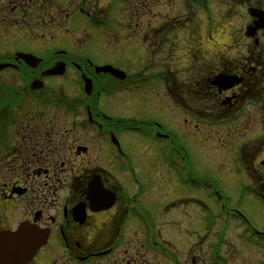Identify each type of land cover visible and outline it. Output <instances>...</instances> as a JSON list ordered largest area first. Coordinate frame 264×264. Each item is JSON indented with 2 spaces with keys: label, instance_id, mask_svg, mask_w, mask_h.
Returning <instances> with one entry per match:
<instances>
[{
  "label": "rangeland",
  "instance_id": "1",
  "mask_svg": "<svg viewBox=\"0 0 264 264\" xmlns=\"http://www.w3.org/2000/svg\"><path fill=\"white\" fill-rule=\"evenodd\" d=\"M149 2L150 4L147 6L148 9L135 14L131 21H128L129 18L126 20L122 16L121 12L125 8L122 6L119 15V23H117L118 17L113 22L110 20L108 22L105 21L107 24L105 28L108 29V33L104 32V38H100L101 34H99V30L93 31V35L96 38H92L89 33L85 34V31H81L78 35L79 39H85L84 42H87L86 46L88 47V52L98 57L100 60L99 62H112L118 65L121 70L124 69L130 74L126 80L125 90L117 95L110 94L109 96H105L103 98V105L109 114L120 115L127 119L135 117L154 119L160 123L163 129H168L178 134L181 140L189 143L193 152H201L200 158L204 156L202 159L196 161L198 167H193L192 164L188 163L189 171L193 175L210 182L215 180L214 174L219 175L223 179L224 184L228 183V186L222 189V194L226 197L224 203L226 201L227 205L235 208L238 207L240 210H237L245 213L250 217V220H252L253 217H256L252 215L258 210V203L256 200L252 199L249 193L236 190V188L241 189L243 185L242 181L239 178L238 181L236 179L233 181V177L230 176H233V172L230 167H227L229 165H226V161H228L227 159L230 155V152L225 153L227 148L231 151L238 142H232L228 147H224V143L217 141L221 139L222 133L224 137H230V141L235 140L234 138H236L238 134L240 135L243 130L241 129V125H238L240 124L238 123L240 119L236 122L233 121L224 125V130L221 129L220 127L222 126L219 125L206 126L198 124L195 117H189V113L186 111L185 106L190 108L192 112L201 111L202 107H209L215 111H220L218 105H223V102H217L218 105H215L213 99L209 97L207 92L199 88L193 92L196 86H192L189 81L184 82L185 80L173 79V77H171L172 70L160 66V61L162 60L160 56H169L168 62L171 61L170 55L166 53L160 54L162 48L166 45L156 48L150 54V58L155 60L151 62V66H147L143 63L146 61L144 57L145 54L142 52L143 49L141 47H139L140 49L134 47L136 42L133 37L127 36L128 40H126L121 38L116 32H131L130 30L144 32V30L146 31L147 29L150 31L156 28L160 29L161 27V35H158V38H162L163 44H167L170 37L162 36V33L164 29H171L172 22L164 23L165 17H182L183 15L187 17L190 12V9L187 8V4L191 3L192 0H149ZM255 2L264 4V0H249V6L253 7ZM216 4L217 22H213L214 26L212 27L208 24L207 20L202 17L203 12L199 9L198 4L194 5L193 3L194 8L191 6V9H193V11H196V9L198 10V18L192 19V25L194 28L200 25V35L202 33L204 39L202 38V40L197 43L194 40L182 41L189 43L190 46L195 48L194 55L198 53L199 62L203 61L202 59L207 61L208 58L215 53V56L220 58L216 64V67H218L224 65L221 60L222 58L234 53L232 43L227 38L228 31H231L230 34H232L236 29H242L245 22H249V17L244 12L245 3L244 5H240L239 3L232 4L231 0H226L225 2L224 0H216ZM227 9L230 17H226L228 14L224 17L225 10L227 12ZM194 15L195 13L192 14V16ZM135 24H137V28H135ZM74 27L80 30L84 27V24L82 23L79 24V27ZM206 30L212 31V40L208 39ZM8 38L11 42L6 43L4 46L12 44L16 40L15 37L12 40L10 37ZM103 40L107 41H104L103 44ZM14 44L16 46L14 48H23L21 43ZM127 44L128 46H126ZM227 45L230 46L229 50L225 49ZM182 47L183 44L181 45V48ZM70 52L78 54L79 48L72 46ZM180 54L185 58L183 62L186 63L189 61L183 51H181ZM141 55H143V58L139 57ZM140 63H142L141 67L136 66V64ZM166 72L169 73L170 78L174 80L173 82L170 80L166 82ZM11 75L12 74L7 72L1 77L3 81L0 82V118L4 117L2 116L3 113L7 114L11 111V106L4 103L2 100L3 89L8 85H14L13 83H15V85L18 84V82L22 83V80H14ZM132 79L133 81L130 82ZM49 85L54 90L58 89V92H65L67 94L69 90L72 89L68 80L64 79L59 82L51 80ZM175 92H179V94L177 95ZM172 95L174 98H172ZM148 96L152 97L153 103L148 102ZM222 99V96H218L216 101ZM35 109L36 106L33 103L28 104L22 110V112H24V117L28 114L31 117ZM37 109H40L44 115H46L44 119L36 120L37 124H30L29 122H23L20 126L17 124V129L21 132V135L28 131H41L43 134L45 133L44 137L41 135L42 137L40 140L42 145H39L34 152L28 150L26 153L24 147L20 146L21 141L15 143L13 146L11 143L4 145L3 138L0 139V199L4 202V205L0 207V229H6L10 227V225L13 226L21 220L25 214L32 212L34 208H43L48 212L46 213L47 216L55 215L56 212H54L53 209L54 205L51 202L47 205L46 202L52 200L61 202L66 196V191L69 192L68 196L74 195L78 198L81 192L73 190L75 188L74 184L71 186L72 188H70V185L74 182L73 180L76 179V177L80 178L81 176L89 174L86 168H92V165H85L86 161L101 165L105 164V167L111 171V174L117 177L119 184L123 183L122 186H118L117 189H114L117 196L118 189L122 190L123 187L129 186L127 176H125L122 171L124 170L123 164L130 162L133 166H136V168L138 164L143 168H137L139 177L143 181V192L140 199L145 208L147 222L151 224L155 223V228L159 229L156 230V238L159 239V236L163 238L157 242V247H152L149 250L147 246H151L150 239L152 238L148 237V231L151 230L149 228L152 226L143 227L144 223H140L133 215L129 216L124 224L119 226L118 220L116 219V221H114L111 212H102L99 214L90 212L88 220L85 221L84 224H79L77 230L72 232L69 231V233L71 232L72 236L80 241H82V238L91 240V238L94 237V239L91 240V246H100L103 247V249L109 246L116 234L118 244L114 248L103 253L99 261L81 263L75 261L68 253L63 252L65 250L64 247L63 250L59 247L54 249L48 247L49 250H46L45 253H41L40 256L38 255L37 261H35L37 264H125V261H128L129 264H173L172 261H174V259L171 253L175 255L174 258L177 259L178 262L184 259L183 256L186 255L185 250L189 247L188 243L194 240L191 234L192 229L197 230V234L203 237V239H206L207 242L215 239L212 228L215 230L218 228L221 230L225 229V232H229V227L220 222L219 219L221 218L215 216L217 215L215 211H213L215 213V215H213L214 221L213 223H209L211 216L207 217L206 213L211 211L209 209L213 208L209 201L204 200L205 205L199 203V206H197L198 210H196L197 207L195 206L194 209H190L193 207L192 205H195L193 199H196L192 197L191 194H188V197L187 195L180 197V201L176 204L170 201L174 198L178 199L180 194L190 189L183 188L179 185L174 172L169 166L171 164L170 161L168 160L167 163H164L161 157L158 158L159 144L151 142L147 136L138 137V135L129 133L122 136L124 144V146L122 145V150L126 153L127 149L130 154L127 158H117L108 144L100 141H94L89 148H84L87 150H82L81 146H79L82 150V153L79 154V148L76 149L75 146L82 145L81 139L85 136L80 123L75 122L73 127L71 124L67 125V113H64L60 109H56V106L44 105ZM181 110H185V113H180ZM259 117L260 114L258 113L256 118ZM17 118H19V116ZM222 118L223 117H220L219 119ZM209 119L218 120V117L212 116L206 120L210 121ZM1 125L0 123V127ZM256 125L257 127H252L255 130L260 128L258 124ZM231 131L233 133H231ZM255 132L256 131L253 130L251 131L252 134L249 135V138H254V141L251 143L261 142L257 138V140L255 139L258 134ZM229 134L231 135L229 136ZM12 136H14L13 133ZM44 144V156L39 154L38 158L42 155L47 161L46 169L48 172L40 171L35 177L29 176L28 172H30V174L34 173L35 169L38 167V162L37 160H23L24 157L20 154V151L28 155H31V153L38 154L42 151V148H44ZM68 144H71V149L68 147ZM9 146L11 148L9 151H6L5 149L9 148ZM145 153L148 155V158L144 155ZM75 160L77 162V168H74V173L70 175L71 166ZM19 164L22 167L21 176L23 179H21V181L28 180L26 184L29 190L27 194L22 193V195L20 194L14 197L15 194L12 195V193H10L11 183L16 181L12 176V173L15 172L14 170L12 171V168H16ZM51 166H53V168H50ZM52 169H54V172H52ZM175 171L179 177L187 172L181 167H178ZM28 177L31 179L29 180ZM225 177L227 178L225 179ZM102 179H106L103 174ZM107 180L111 183L113 179ZM204 185L208 186L209 183L205 182ZM211 185L214 186V182ZM128 189L127 193L131 195V186H129ZM166 190H173L179 195L170 200H166V202L165 198L161 196ZM197 193L199 196L204 195V197L206 196V198L212 199L211 196L208 195V191L202 190V192ZM168 203H170L169 205H173V207L168 209ZM29 204L33 206V209ZM164 205L168 206L161 209ZM4 206L7 209H4ZM229 209L233 210L231 207ZM111 211H113V208ZM121 211L122 209L119 212ZM69 213L70 212H68L67 218L71 219ZM139 215L143 216L142 214ZM204 216L206 217L204 218ZM233 220L234 221H229L228 224L234 232V227L237 225V222H235L236 220L234 218ZM226 221L228 220L224 218L225 223ZM160 222L163 223L160 224ZM195 222H200V225L197 226ZM204 222L209 223L208 226L210 228H207L208 230L204 229ZM69 228H71V226L68 224V229ZM180 230L185 231L184 236L181 234ZM53 240L50 245L54 244ZM164 240H166V242H164ZM196 241L198 242V239H196ZM86 242L87 241L84 243ZM161 246L167 249L169 253L161 251ZM226 246L227 250H229L230 245L227 244ZM89 248L91 249V247ZM77 249L81 251L83 247ZM41 257H43V260H41ZM46 259L48 262L44 263ZM198 262L201 264L203 260Z\"/></svg>",
  "mask_w": 264,
  "mask_h": 264
},
{
  "label": "flooded vegetation",
  "instance_id": "2",
  "mask_svg": "<svg viewBox=\"0 0 264 264\" xmlns=\"http://www.w3.org/2000/svg\"><path fill=\"white\" fill-rule=\"evenodd\" d=\"M149 4V0H0V55L5 54L4 52L37 55L36 57L41 59L39 68L37 67L39 69L38 73L34 72L37 68L32 69L29 65L27 66L16 55L13 56L12 60L8 61L11 63L14 62L16 67L18 63L20 67L30 71L33 78L39 76L43 70L54 66L57 61H64L66 64L69 63L76 68L72 72L76 76V81H78V90L82 87V78L91 79L93 83H98L101 81L100 77H103L102 81L105 80L108 83H112L115 89H117L120 86V81L110 73H98L96 67L110 65L118 69L119 66L112 62H99L98 57L88 52L87 42H84L85 39H79L78 35L81 31H85V34L89 33L92 38H96L93 35V31L99 30V34H101L100 38H104V32L108 33V29L105 28L107 26L106 22L109 20L113 22L118 17L117 23H119L122 6L125 7L121 12L122 16L126 20L129 18L128 21H131L135 14L148 9L147 6ZM168 19L169 17L166 16L164 23H168ZM82 23L84 27L80 30L74 27H79V24ZM136 26L137 24H135V28H137ZM160 30L161 27L160 29L156 28L150 31L147 29L144 32L137 30H130L131 32L124 31L123 33L116 32L121 38L126 40H128L127 36L133 37L136 42L134 47H141L143 49L142 52L145 54L144 57L146 59L143 63L147 66H151V62L155 60L150 58V54L156 48L164 45L166 46L162 48L160 54L166 53L170 55V59L175 67L180 60V49H186L187 55H191L192 60L188 61V63L190 64L189 69L192 70L193 76L184 77V74L181 72L179 80H185L184 82L189 81L192 86H196L193 92L199 88L207 92L209 97L213 99L215 105H218L217 102H223V105H218L220 111H215L209 107H202L201 111L192 112L190 108L185 106L186 111L192 117L209 118L217 116V121H220L221 119L219 118L223 117L220 125L222 126L220 128L223 130L224 125L240 119L238 122L240 124L238 125H241V129L243 130L240 135H235V140L230 141V137H224L222 133L221 139L217 141L224 143V147H228L232 142H238L231 151L227 148L225 153L230 152V155L228 156L226 165H229L227 167H230L233 172V176L230 175L233 177L231 179L238 181L239 178L242 181L243 185L241 189L236 188V190L249 193L252 199L258 203V210L252 215L256 217L250 220V217L240 212L238 207L229 206L225 201L223 205L218 206V211L225 214V219L228 221L222 224H226L229 227V232L227 233L223 229L224 232L222 231L220 233L219 228L216 230L212 228L215 239L207 242L206 239H203V237L197 234V230L192 229L191 234L194 240L188 243L189 247L185 250L186 255L183 256L184 259L178 262L174 258L175 255L171 253L174 259L172 263L199 264L200 262L198 261L203 260L201 264H264V29L257 30L252 40L246 37H237L236 40L241 41L239 43L240 49H237L232 55H226L221 59L224 65H222L223 68L219 72L234 76L230 87L225 90H218L211 85V80L215 76L213 69L220 59L215 56V53L205 62H199L198 54H196L194 56L195 60L193 61L195 48L190 45H184L185 42L182 41L184 35H181L182 32L179 25H171V29L163 30L162 36L170 37L167 44H163V39L158 38V35H161ZM8 37L11 40L15 37L16 40L12 44L4 46L6 43L11 42ZM104 41L106 42L107 40H103V44ZM14 43H21L23 48H14L16 47ZM182 44L183 47L181 48ZM72 46L79 48L78 54H81L82 67L81 64L72 60H66L62 57L67 54H76L70 52ZM183 53L185 54V52ZM139 57L143 58V55ZM160 57L162 58L160 66L166 67L169 70V56ZM141 64H136V66L141 67ZM129 75L127 73V77ZM165 80L166 82L168 80L171 82L174 81L172 78L169 79L167 72ZM132 81L133 79L130 82ZM175 94L178 95L179 92H175ZM218 96H222L223 99L216 101ZM172 98H174L173 95ZM89 103L90 100L87 97H80L78 99L71 98L66 101V107L72 117L79 106L87 109ZM94 104L98 106V96L95 97ZM180 113L184 114L185 110H181ZM258 113L260 117L256 118ZM105 119L109 118L104 114L91 112V119L89 120L91 123L90 127L93 129H101ZM150 121L152 124L148 128L152 134L165 133V130L160 124L151 119ZM83 123L85 122L83 121ZM256 124L260 126L257 130L252 128L257 127ZM253 130L256 131L255 133H258L256 137H253L261 142L251 143L254 141V138H249V135L252 134L251 131ZM231 133L233 132L231 131ZM158 144L159 148H161L158 158L161 157L164 163H167L168 144L160 140ZM175 149L178 150V154H173V159L177 162H182L184 160V149L178 146ZM85 164H88V162L86 161ZM96 171L101 174L105 172L104 169H96ZM112 179V182H116L115 177H112ZM213 182L215 183V181ZM227 184H224L221 178L216 187L222 192L223 187L226 188L228 186ZM97 197H101V194ZM192 197L196 199H193L195 205H192L193 207L190 209H194V206L197 207L201 203L197 192L193 191ZM81 200V203L85 207L90 205L86 197H83ZM224 200H226V197H224ZM164 207L162 206L161 209ZM230 207L233 210L229 209ZM196 210H198V207ZM209 210L211 211H208L206 216H211L209 223H213V215H215L213 211L216 210ZM233 218L237 222V225L234 227V232L228 224L229 221H234ZM50 219L53 220L52 218ZM209 223L204 222V229L210 228L208 226ZM155 229L159 230L158 228ZM75 230L77 228L73 227L71 230L67 229L66 233L68 235L69 251L72 255H76L75 258L77 260H87L95 254L104 252L103 247L91 246V240L94 237L91 240L85 238H82V241L76 240L71 234ZM69 231L71 232L69 233ZM180 232L184 236L185 231L180 230ZM218 235L222 237L218 238ZM196 239H198V242ZM85 241L87 242L84 243ZM227 244L230 245L229 250H227ZM81 247H83V250L80 251L77 249ZM220 251L222 252L221 257L218 254ZM125 263L129 264L128 261H125Z\"/></svg>",
  "mask_w": 264,
  "mask_h": 264
},
{
  "label": "bare ground",
  "instance_id": "3",
  "mask_svg": "<svg viewBox=\"0 0 264 264\" xmlns=\"http://www.w3.org/2000/svg\"><path fill=\"white\" fill-rule=\"evenodd\" d=\"M140 159H141V158H140ZM135 160H136V159H135ZM137 168H138V169H143L139 164H138ZM195 224H196L197 226H199V225H200V222H195ZM33 231H34V228L27 226L26 228L23 229V232H22L21 237H22V238H26V237H27V234H28L29 232H33ZM37 233H40V231H38ZM1 244H3V243H1Z\"/></svg>",
  "mask_w": 264,
  "mask_h": 264
}]
</instances>
